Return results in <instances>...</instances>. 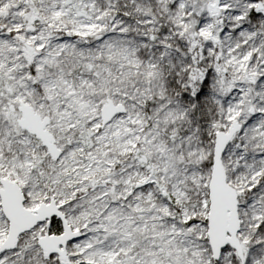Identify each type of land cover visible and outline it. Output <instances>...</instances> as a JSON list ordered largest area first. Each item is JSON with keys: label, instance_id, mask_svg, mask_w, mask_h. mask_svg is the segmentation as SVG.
I'll use <instances>...</instances> for the list:
<instances>
[{"label": "snow or ice", "instance_id": "1", "mask_svg": "<svg viewBox=\"0 0 264 264\" xmlns=\"http://www.w3.org/2000/svg\"><path fill=\"white\" fill-rule=\"evenodd\" d=\"M0 264H264V0H0Z\"/></svg>", "mask_w": 264, "mask_h": 264}]
</instances>
